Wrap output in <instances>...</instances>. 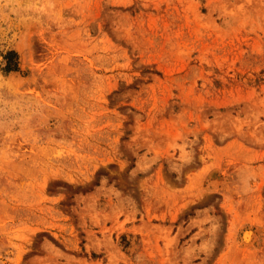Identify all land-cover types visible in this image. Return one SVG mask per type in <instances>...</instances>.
I'll return each mask as SVG.
<instances>
[{
	"label": "rangeland",
	"instance_id": "1",
	"mask_svg": "<svg viewBox=\"0 0 264 264\" xmlns=\"http://www.w3.org/2000/svg\"><path fill=\"white\" fill-rule=\"evenodd\" d=\"M0 264H264V0H0Z\"/></svg>",
	"mask_w": 264,
	"mask_h": 264
},
{
	"label": "bare ground",
	"instance_id": "2",
	"mask_svg": "<svg viewBox=\"0 0 264 264\" xmlns=\"http://www.w3.org/2000/svg\"><path fill=\"white\" fill-rule=\"evenodd\" d=\"M16 76V75H15ZM17 78H19L18 76H16ZM23 78V77H22ZM15 79V78H14ZM24 79H25V77H24ZM18 81H19V79H18ZM19 84V83H18ZM215 180V179H214ZM213 181V180H212ZM221 181V180H220ZM219 181V182H220ZM224 181V180H223ZM223 181H222V183H223ZM213 182H215V181H213ZM216 182H218V181H216ZM215 182V185H217V183ZM225 182V181H224ZM212 183V182H211ZM213 185H214V183H212ZM245 226V225H244ZM243 228V227H242ZM241 231V230H240ZM253 230H252V228H245L244 230H243V232H242V241L245 243V244H252V242H253ZM255 240V239H254ZM257 240V239H256ZM242 245V244H241Z\"/></svg>",
	"mask_w": 264,
	"mask_h": 264
}]
</instances>
